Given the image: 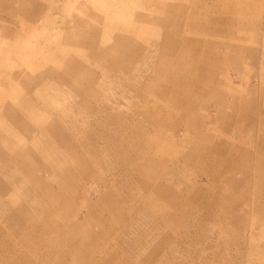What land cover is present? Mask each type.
<instances>
[{"label": "rangeland", "instance_id": "374dc122", "mask_svg": "<svg viewBox=\"0 0 264 264\" xmlns=\"http://www.w3.org/2000/svg\"><path fill=\"white\" fill-rule=\"evenodd\" d=\"M0 264H264V0H0Z\"/></svg>", "mask_w": 264, "mask_h": 264}, {"label": "bare ground", "instance_id": "6f19581e", "mask_svg": "<svg viewBox=\"0 0 264 264\" xmlns=\"http://www.w3.org/2000/svg\"><path fill=\"white\" fill-rule=\"evenodd\" d=\"M73 227H75V226H73ZM27 257H25V259H26Z\"/></svg>", "mask_w": 264, "mask_h": 264}]
</instances>
